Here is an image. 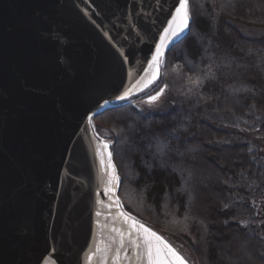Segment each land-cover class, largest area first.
<instances>
[{
  "label": "water",
  "instance_id": "1",
  "mask_svg": "<svg viewBox=\"0 0 264 264\" xmlns=\"http://www.w3.org/2000/svg\"><path fill=\"white\" fill-rule=\"evenodd\" d=\"M177 6L0 0V264H141L127 239L117 258L121 211L197 264L175 237L126 210L114 142L94 130L95 117L117 104L141 97V108H153L166 96L165 83L146 93L189 33L191 18L165 41L157 69L152 57Z\"/></svg>",
  "mask_w": 264,
  "mask_h": 264
},
{
  "label": "trees",
  "instance_id": "2",
  "mask_svg": "<svg viewBox=\"0 0 264 264\" xmlns=\"http://www.w3.org/2000/svg\"><path fill=\"white\" fill-rule=\"evenodd\" d=\"M189 33L167 53L171 104L141 97L94 119L107 131L126 210L170 234L197 264H264V0H190Z\"/></svg>",
  "mask_w": 264,
  "mask_h": 264
},
{
  "label": "snow or ice",
  "instance_id": "3",
  "mask_svg": "<svg viewBox=\"0 0 264 264\" xmlns=\"http://www.w3.org/2000/svg\"><path fill=\"white\" fill-rule=\"evenodd\" d=\"M190 19V10L188 0H178V6L175 7V11L172 14L171 19L168 21V26L164 29V34L161 36V43L157 45L156 53L152 57V61L156 64L157 69L159 68V58L162 55L161 47L164 46L165 41L177 38L180 34L188 27V21ZM163 91V90H161ZM159 95V93L157 94ZM123 97H117L122 99ZM157 97H151L155 100ZM107 103V101H105ZM102 107V105L100 106ZM107 148V145H103ZM107 167H111L110 159ZM117 177L113 174L111 178V187H116ZM110 192V189H109ZM118 204V201H114ZM99 216L100 213L98 212ZM120 216L123 219L124 227L120 229H113L117 233V237L113 238L112 243L116 244L117 247L115 252L117 258L121 250L126 249L127 244L131 245L134 249L136 258L141 264H186V262L178 255V253L166 243L161 236L155 231L147 228L141 224L135 218L129 216L123 211L120 212ZM108 251H112L111 244L108 246ZM101 259L106 260L104 256Z\"/></svg>",
  "mask_w": 264,
  "mask_h": 264
},
{
  "label": "rangeland",
  "instance_id": "4",
  "mask_svg": "<svg viewBox=\"0 0 264 264\" xmlns=\"http://www.w3.org/2000/svg\"><path fill=\"white\" fill-rule=\"evenodd\" d=\"M237 27L239 28L241 33L248 38H253V39L264 38V28L262 27H252L244 24H237ZM170 104H171V97L169 95H166L163 96L159 101V103L155 105L156 107L153 108L144 107L142 108V111H148V110L164 111L169 108ZM94 130L98 137L105 140H109L106 138L107 131L105 129L100 128L99 130L94 125ZM248 135L253 139V141L258 146L261 154L264 156V139L256 137L255 134H248ZM261 216L264 217V198H262L261 200Z\"/></svg>",
  "mask_w": 264,
  "mask_h": 264
}]
</instances>
